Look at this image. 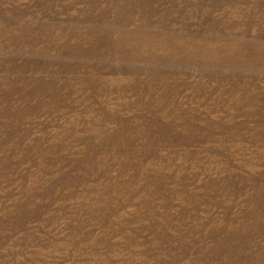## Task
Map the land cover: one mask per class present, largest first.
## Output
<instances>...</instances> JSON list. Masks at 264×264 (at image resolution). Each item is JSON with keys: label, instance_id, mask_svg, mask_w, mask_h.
I'll list each match as a JSON object with an SVG mask.
<instances>
[{"label": "rangeland", "instance_id": "obj_1", "mask_svg": "<svg viewBox=\"0 0 264 264\" xmlns=\"http://www.w3.org/2000/svg\"><path fill=\"white\" fill-rule=\"evenodd\" d=\"M0 264H264V0H0Z\"/></svg>", "mask_w": 264, "mask_h": 264}]
</instances>
